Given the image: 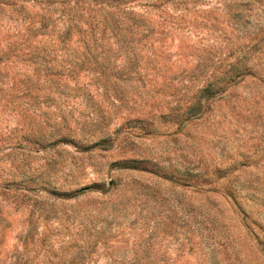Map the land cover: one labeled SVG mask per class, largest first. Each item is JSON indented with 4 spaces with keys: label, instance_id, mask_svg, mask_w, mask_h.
Wrapping results in <instances>:
<instances>
[{
    "label": "rangeland",
    "instance_id": "374dc122",
    "mask_svg": "<svg viewBox=\"0 0 264 264\" xmlns=\"http://www.w3.org/2000/svg\"><path fill=\"white\" fill-rule=\"evenodd\" d=\"M0 264H264V0H0Z\"/></svg>",
    "mask_w": 264,
    "mask_h": 264
}]
</instances>
